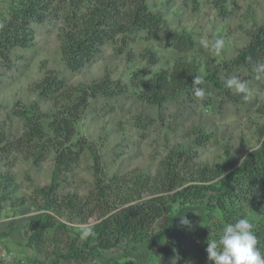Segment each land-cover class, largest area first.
Instances as JSON below:
<instances>
[{
	"label": "rangeland",
	"instance_id": "374dc122",
	"mask_svg": "<svg viewBox=\"0 0 264 264\" xmlns=\"http://www.w3.org/2000/svg\"><path fill=\"white\" fill-rule=\"evenodd\" d=\"M19 2L0 0V19L6 18L11 7ZM145 2L149 10L162 20L157 38L148 39L145 32H139L130 35L125 47L118 41L108 42L94 61L79 71L68 69L62 60L57 37L59 23L49 20L48 16L42 22L33 23L28 46L15 48L10 63L0 60V137L13 139L20 134L24 119L14 113L16 105L29 108L35 104L47 115L60 110L63 100L44 98L36 89L45 76L63 80L66 87L71 88L106 79L111 82L112 91L124 92L113 96L98 95L92 99L74 125L72 144L75 143V149L82 142L88 144L107 175H153L168 153L181 150L193 154V163L200 166L225 167L228 161L241 162L259 143L257 129L264 122V113L260 112L261 109L264 111V73L234 70L225 75L221 72L220 78L226 81L235 76L247 82L248 91L245 93L232 88L230 96L234 98L231 100L224 91L208 88L203 99L191 94L165 100L160 105H150L139 97V91L156 73L171 70L176 59L166 47L171 33L192 35L194 49L186 57L199 74L205 75L213 68L220 69L222 63L231 60L247 46L250 33L264 25V0H229L231 13L227 18L217 14L210 0ZM217 38L224 40L219 55L211 47V42ZM205 40L209 42L208 47L203 45ZM120 47L124 52L117 54ZM143 49L159 56V64L149 65L145 61L133 64L132 56V61H128L127 53L136 55ZM138 118L142 119V126L149 124L138 127ZM41 124L48 133V119H43ZM8 164L9 167H0V175L5 177L3 185L8 190L6 195H9L0 206V264H48L53 259L51 253H64L67 245L64 237L59 243L51 240L41 247L29 240L31 224L42 220L44 212L41 200L34 192L55 179L59 196H85L93 187L92 168L97 163L93 162L91 153L84 150L77 164L68 171L55 165L52 152L38 165L22 154ZM242 211L256 224L264 223V217L252 207H244ZM209 215L210 211L199 204L186 206L178 219L193 221L190 227L208 229L212 223ZM56 218L66 226L69 234L66 238L77 241L78 245L84 241L79 226L86 223H80L79 219L65 213ZM88 221L94 223L95 218ZM213 231L218 232L214 228ZM51 234L49 232L48 237ZM197 241L201 243L193 247L194 250L188 245V249L178 251L166 245L145 247L123 237L110 250L96 249L97 257L89 262L59 260L57 264H158L161 261L165 264L163 259L170 260L181 253L194 256L197 259L194 264H209L205 251L209 240L201 238Z\"/></svg>",
	"mask_w": 264,
	"mask_h": 264
},
{
	"label": "trees",
	"instance_id": "16d2710c",
	"mask_svg": "<svg viewBox=\"0 0 264 264\" xmlns=\"http://www.w3.org/2000/svg\"><path fill=\"white\" fill-rule=\"evenodd\" d=\"M210 2L220 17L230 15L229 0ZM47 16L59 23L57 37L62 60L72 71L91 64L106 43L118 41L125 47L130 35L139 32H145L148 39H155L162 26L161 18L149 10L145 0H20L11 7L6 18L0 19V60L10 63L11 52L15 48L27 47L32 39L31 25L42 22ZM194 43L188 33L169 35L166 47L176 59L171 70H162L144 83L139 91L143 101L160 105L168 99L192 96L196 87L194 76L202 77L203 83L199 87L205 92L208 88L224 91L231 100L234 98L230 96L232 88L225 86L226 80L220 78V73L229 75L234 70L251 73L257 70L258 65L264 64V25L250 33L247 46L235 57L222 63L220 69L213 68L205 75L199 74L193 62L186 57L194 49ZM123 47L116 50L117 54L124 52ZM127 59L133 64L136 61H145L149 65L160 62V57L149 49H143L136 55L127 53ZM110 84L104 79L89 86L71 88L66 87L63 80L47 75L36 89L44 98L59 97L61 102L63 100L60 110L47 115L35 104L29 108L16 105L14 113L24 119L23 128L13 139L0 137V167H9L11 163L8 162L20 154L38 165L52 152L55 165L68 171L77 164L84 150L89 151L93 162L97 163L92 168L93 187L85 196H59L55 179L34 192L41 200L44 212L42 220L31 224L29 240L41 247L51 240L59 243L64 237L67 245L64 253H51L53 259L48 264H57L59 260L89 262L97 257L96 249L110 250L123 237L145 247L166 245L181 251L190 245L192 249L201 243L197 240L218 239L227 224L247 218L242 211L244 207H252L264 217V122L257 129L259 147L257 145L250 150L241 162L228 161L225 167L200 166L193 163V154L188 155L181 150L168 153L153 175L109 176L100 168L88 144L82 142L75 149V143L72 144L74 125L89 102L98 95L113 96L124 92L112 91ZM57 94L59 96H54ZM260 112L264 113L262 109ZM43 119H48V133L42 127ZM141 122L142 119L138 118L136 125L143 127L149 124L142 126ZM4 179L0 175V206L9 198ZM199 204L210 211V228L190 227L193 221L182 225L178 216L185 207ZM64 213L79 219L80 223L93 226L92 235L80 245L66 238L69 235L66 226L56 218ZM91 217L95 218L94 223L88 221ZM247 219L257 237V247L264 255V223L256 224L251 217ZM49 232L52 233L50 237ZM196 260L191 254L181 253L170 260L163 259V263L194 264Z\"/></svg>",
	"mask_w": 264,
	"mask_h": 264
},
{
	"label": "clouds",
	"instance_id": "9594fccd",
	"mask_svg": "<svg viewBox=\"0 0 264 264\" xmlns=\"http://www.w3.org/2000/svg\"><path fill=\"white\" fill-rule=\"evenodd\" d=\"M204 47L209 46L207 40L203 41ZM214 52L219 55L224 47V40L217 38L211 42ZM258 73H264V64L257 66ZM259 79V75L257 76ZM203 83L202 77L194 76L193 92L195 97L203 99L205 90L199 87ZM226 87L235 88L239 93L248 91L247 82L241 81L238 77H231L226 81ZM259 147V145L257 146ZM223 178V177H221ZM182 225L189 224L186 219H181ZM82 238L92 235L93 226L82 224L79 226ZM252 224L247 218L237 219L234 223H229L222 229V234L218 239L209 240L205 249L209 264H264V255L257 247L258 240L252 231Z\"/></svg>",
	"mask_w": 264,
	"mask_h": 264
}]
</instances>
